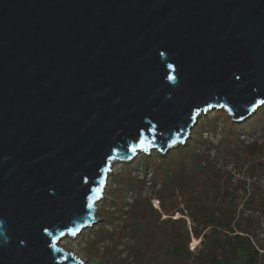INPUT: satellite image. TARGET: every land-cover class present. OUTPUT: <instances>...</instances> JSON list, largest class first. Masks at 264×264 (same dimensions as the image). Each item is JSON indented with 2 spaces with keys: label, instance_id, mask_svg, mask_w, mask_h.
<instances>
[{
  "label": "water",
  "instance_id": "1",
  "mask_svg": "<svg viewBox=\"0 0 264 264\" xmlns=\"http://www.w3.org/2000/svg\"><path fill=\"white\" fill-rule=\"evenodd\" d=\"M264 105V0H0V264H83L113 163Z\"/></svg>",
  "mask_w": 264,
  "mask_h": 264
},
{
  "label": "rangeland",
  "instance_id": "2",
  "mask_svg": "<svg viewBox=\"0 0 264 264\" xmlns=\"http://www.w3.org/2000/svg\"><path fill=\"white\" fill-rule=\"evenodd\" d=\"M232 123L236 124V127L233 126V137ZM192 137H196V140H192ZM231 137L234 139L232 144ZM187 144L204 162L200 171L211 162L214 173H221L218 174L220 182H229L240 195V202L231 205V218L235 228L249 230L250 241L258 252L256 262L264 264V105L242 122H233L223 108L200 113L189 137L180 146L185 147ZM251 148L259 150L256 159L263 163L262 166L257 165L258 161L252 165L250 156L243 154ZM235 149L248 164L239 162L233 156L231 151ZM176 155L173 153V156ZM158 156L163 155L156 149H150L148 153H137L129 161L113 163L102 198L96 203V218L99 221L74 238H63L60 245L66 252L71 251L83 264H169L171 261L166 256V249L170 247L172 239L170 232L179 229L181 235L188 231V250L192 255L203 251V263L197 261L188 264H208L206 260L214 257L224 259L227 253L211 248L212 239L208 237V232H203L199 239L191 234L193 223L183 215L185 213L182 210H187L184 200L193 191H186L181 197L178 195L165 199L161 204L158 197L159 177L152 181L153 170L161 163ZM118 177L128 178L131 188L115 187V178ZM205 183L202 193L205 192L210 201L223 199L217 186ZM238 186L246 192L243 194L237 189ZM146 224L152 225L151 228H145ZM238 233L228 232L229 235ZM215 236V239L222 241L220 236Z\"/></svg>",
  "mask_w": 264,
  "mask_h": 264
},
{
  "label": "trees",
  "instance_id": "3",
  "mask_svg": "<svg viewBox=\"0 0 264 264\" xmlns=\"http://www.w3.org/2000/svg\"><path fill=\"white\" fill-rule=\"evenodd\" d=\"M233 126L236 127V124L234 125L232 123L231 125L232 137L235 136ZM192 140H196V137H192ZM230 141L231 144L234 143L233 138ZM173 150H175V152ZM173 150L164 156H158L161 163L153 170L154 177L152 181L159 179L158 181L160 182L158 197L160 198L161 204L164 203L165 199H171L178 195L181 197L184 195V192L193 191L190 196H185L184 206L187 210H182V212L185 213L183 215L190 218L193 223L191 234L194 238L199 239L203 232H208V234H210L208 237L212 239L211 248L220 249L219 251H225V253H227V255H224L223 260L214 257L210 260L207 259V263L257 264L256 258L258 252L254 249L250 241L249 230L239 227L235 228L233 217L231 218V205H237L240 202V195L234 191L235 189L232 188L229 182L226 184L220 182V176L218 175L220 172L214 173L213 169H211V162L205 164V168L200 171L204 162L199 160L200 155L198 156V153L192 151L188 144L185 145V147L179 146L177 149L175 148ZM258 151L259 150L251 148L244 151L243 154L250 156L252 165L258 161L257 165L262 166L263 163L256 159ZM173 153L177 155L173 156ZM231 153L239 162L242 161L243 163H247L245 160H242L241 153L236 149L231 151ZM202 176L206 178H202ZM130 182L131 181L126 177H118L115 178L114 186L118 187V189L123 187L129 189L131 188ZM205 182L213 183L217 186L219 191H221L223 199L226 201L223 202V199L213 202L210 201L207 194L205 192L202 193L203 187L206 185ZM199 188L201 189L198 190ZM237 189L241 190L243 194L246 192V190L240 188V186H238ZM199 225L201 226L200 229H198ZM151 226L152 225L146 224L145 228H151ZM163 228L164 226L161 227V229ZM228 232L239 233L229 235ZM181 234L179 229H172L170 232L172 239L170 247L166 249V256H168L169 261H171L169 264H181V262L188 264L189 262L197 261L203 263V251L201 254L194 256L188 250V244L190 242L188 231L183 233L184 236ZM215 235L220 236L222 241L218 238L215 239Z\"/></svg>",
  "mask_w": 264,
  "mask_h": 264
}]
</instances>
